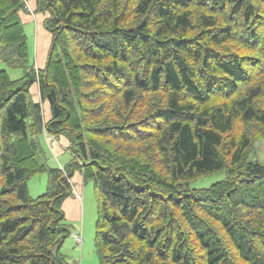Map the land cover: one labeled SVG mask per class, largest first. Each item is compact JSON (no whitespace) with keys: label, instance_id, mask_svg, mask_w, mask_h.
I'll return each mask as SVG.
<instances>
[{"label":"trees","instance_id":"1","mask_svg":"<svg viewBox=\"0 0 264 264\" xmlns=\"http://www.w3.org/2000/svg\"><path fill=\"white\" fill-rule=\"evenodd\" d=\"M29 1L0 0V59L22 71H0V264H67L75 172L98 191V264H264V165L248 162L264 139V0H38L42 69ZM44 133L68 139L62 168L42 160Z\"/></svg>","mask_w":264,"mask_h":264},{"label":"rangeland","instance_id":"2","mask_svg":"<svg viewBox=\"0 0 264 264\" xmlns=\"http://www.w3.org/2000/svg\"><path fill=\"white\" fill-rule=\"evenodd\" d=\"M40 31H45L43 25L38 23ZM24 33L27 38V48L29 54V60L33 61L35 55L40 49L38 40H40V34L37 29L36 20H33L24 26ZM50 45L47 49L49 52ZM0 71H6L11 80H17L22 77V71L19 69H10L0 59ZM34 93V92H33ZM60 136H51L53 143H59L61 141ZM50 135L44 133L43 138H39V145L41 149V158L46 162L50 168H62L71 160V154L69 146L61 150V154L55 156L51 151V145L48 146L45 139L52 141ZM66 137V136H63ZM52 144V143H51ZM248 162H257L264 165V139L254 144V151L249 155ZM225 174L215 173L206 177L198 178L190 184V189H203L212 186L213 184L220 182L224 178ZM47 184L46 173H39L31 176L27 180L28 195L32 199H36L43 193H45ZM97 190L92 181L82 182L80 186L79 194V211L78 216L66 219V227L68 229V235L65 237L60 252L65 257L67 264H98L97 255L95 252V223L97 218L98 198ZM81 242H77L80 240ZM77 239V240H76Z\"/></svg>","mask_w":264,"mask_h":264},{"label":"crops","instance_id":"3","mask_svg":"<svg viewBox=\"0 0 264 264\" xmlns=\"http://www.w3.org/2000/svg\"><path fill=\"white\" fill-rule=\"evenodd\" d=\"M38 0H31L28 2L27 5V14L21 13L20 14V18L23 22V25L25 26L26 24L30 23L33 18L36 20L37 23V29L39 31L40 34V40H38V44L40 45V49L37 53V56L35 55L34 58V63H35V67L36 69H42L45 65L46 62V58H47V49L50 45L51 39H50V35L49 33L46 31H40V27L38 26V23L43 25V20L45 19V17L47 16V14H35L34 10H35V4ZM34 92V93H33ZM31 94H32V98L34 101H38L39 100V96H38V91L36 86H33L31 89ZM42 108H43V114H44V118L45 121H47L50 117L49 115V108L47 103H43L42 104ZM61 141L56 142V144H54L52 142L51 145V151L53 152V154L55 156H57L58 154H61V150H63L66 146H69V141L66 137L61 136ZM83 182L82 176L80 175L79 172H75L73 178L71 179V184H72V195L71 197H69L67 200H65V202L62 205L63 211H64V215L65 218H75L78 216V211H79V194H80V186ZM67 218V219H68Z\"/></svg>","mask_w":264,"mask_h":264},{"label":"built area","instance_id":"4","mask_svg":"<svg viewBox=\"0 0 264 264\" xmlns=\"http://www.w3.org/2000/svg\"><path fill=\"white\" fill-rule=\"evenodd\" d=\"M79 239H80V238H79ZM76 240H77V239H76ZM77 242H79V243H80V242H81V239H80V240H77Z\"/></svg>","mask_w":264,"mask_h":264}]
</instances>
